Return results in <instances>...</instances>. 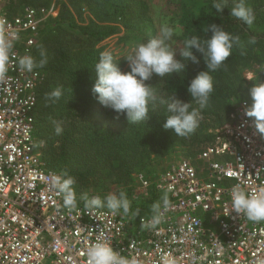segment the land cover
Instances as JSON below:
<instances>
[{
    "label": "built area",
    "instance_id": "2783aa9c",
    "mask_svg": "<svg viewBox=\"0 0 264 264\" xmlns=\"http://www.w3.org/2000/svg\"><path fill=\"white\" fill-rule=\"evenodd\" d=\"M56 4L6 8L0 0V30L18 33L9 70L0 80V264H87V248L106 240L132 264H264V222L231 212L230 191L239 183L248 191L264 187V134L242 99L222 127L225 140L199 154L202 170L187 160L172 164L144 189L167 192L169 207L154 228L151 207L138 216L106 208L90 211L78 201L65 208L51 188L59 175L47 167L37 146L36 119L41 71H21L16 58L32 55L40 30ZM79 197V196H78Z\"/></svg>",
    "mask_w": 264,
    "mask_h": 264
},
{
    "label": "trees",
    "instance_id": "16d2710c",
    "mask_svg": "<svg viewBox=\"0 0 264 264\" xmlns=\"http://www.w3.org/2000/svg\"><path fill=\"white\" fill-rule=\"evenodd\" d=\"M70 1L80 13L83 6L88 5L100 19L111 21L80 26L72 19L68 21V15L65 14V17L52 22L49 18L40 30L38 44L33 52L37 61L41 59L42 51L47 58L46 64L38 67L43 80L38 88L36 132L46 141L45 152L52 159L76 158L68 165L73 167L77 164L80 167L77 170L86 172V175L69 169L65 171L76 178L78 186L80 182L86 184L91 176L100 187L112 182L121 183L136 169L147 168L151 171L161 157L169 154L174 147L187 145L200 148L210 143L213 130L236 108L234 100L242 97L243 83L246 82L243 68L259 64L264 58V54L256 48L257 43L264 42V0H247L256 16L251 26L230 15L237 0H227L223 13L215 10L214 0H181L179 15L184 41L193 35L206 39L209 33L205 29L210 23H217L229 33L239 36L240 40H246V44L234 46L229 58L211 73L214 91L207 106L200 110L203 119L194 133L179 137L171 129L163 128L168 115L167 104L179 99L199 107L190 97L187 87L198 72L206 67L202 54L194 50L199 63L179 56L178 59L186 67L182 72H173L165 77L166 93L158 96V101L149 106V119L129 122L125 115L102 105L92 91L95 64L102 52L94 47L97 42L121 32L123 27L127 34L132 35L128 39H125L127 35L122 37L126 45L136 42L137 37L145 41L152 38L155 28L148 4L143 0ZM45 3L49 5L50 0ZM68 26L74 31L66 29ZM251 37L256 38L255 44L248 43ZM57 87L62 88V96L52 102L47 94ZM58 125L63 129L59 135L55 131ZM58 141L60 146H54ZM155 199L156 192L152 191L148 202L132 205L131 210L139 209V214L145 213V208L151 207Z\"/></svg>",
    "mask_w": 264,
    "mask_h": 264
},
{
    "label": "clouds",
    "instance_id": "9594fccd",
    "mask_svg": "<svg viewBox=\"0 0 264 264\" xmlns=\"http://www.w3.org/2000/svg\"><path fill=\"white\" fill-rule=\"evenodd\" d=\"M226 4L227 0H214L213 7L218 13H223ZM230 15L249 26L256 19L255 12L247 0H237L230 10ZM4 23L0 21V25ZM205 31L209 33L206 39L193 35L184 41L183 48L179 50L180 57L190 59L193 63H199V57L194 54V50L201 53L206 66L187 87L190 97L199 105L198 108L179 99H173L167 104L168 115L163 128L171 129L179 137H188L199 127L203 119L200 110L207 106L214 91L211 73L219 69L231 55L234 46L240 44L239 36L229 33L220 24L210 23ZM173 35L174 30L164 25L156 36L138 44L134 54L126 57L129 67L127 71L122 70L111 51H102L95 64V82L92 87L98 101L117 114L125 115L129 122L136 123L149 119V106L155 104L159 97L152 85L146 82L153 75L166 77L173 72H182L186 67V64L177 58V50L169 44ZM18 39V33L9 35L0 30V80L4 79L9 70L15 42ZM248 43L255 44L256 38L251 37ZM46 62V54L43 51L39 61L30 54L16 58L19 69L26 72L43 67ZM245 78L254 81L251 77ZM249 91L252 104L245 110V114L255 118L257 130L264 134V81H254ZM61 96V87L47 94V98L52 102ZM55 131L59 135L63 129L57 126ZM50 183L51 188L63 197L65 208L74 209L78 201H83L84 207L90 211L104 207L114 213L122 211L125 215L132 211L130 200L124 190L109 193L103 198L100 195L90 197L88 193H81L78 197L74 187L76 178L67 171L53 175ZM170 191L171 185L167 187L161 200L153 203L151 220L148 224L142 225L143 227L154 228L162 222L164 212L169 207L167 192ZM230 200L231 212L242 214L254 223L264 222V187L248 191L237 183L230 191ZM132 215L138 216L139 209L132 212ZM85 254L87 264H132L129 258L114 250L111 244L102 238L92 243Z\"/></svg>",
    "mask_w": 264,
    "mask_h": 264
},
{
    "label": "rangeland",
    "instance_id": "374dc122",
    "mask_svg": "<svg viewBox=\"0 0 264 264\" xmlns=\"http://www.w3.org/2000/svg\"><path fill=\"white\" fill-rule=\"evenodd\" d=\"M6 4V8H9L13 11H17L21 9L22 7L32 6V7H43L47 6L45 3L47 0H3ZM148 4L149 7V15L152 17L155 33L153 35L156 36L161 27L164 25H167L171 27L174 30V35L172 39L169 41V44L171 47L177 50V58L179 57V50L183 48L184 46V40H183V28L182 24L180 23V11H181V0H143ZM55 3L56 4V10L53 16H51V22L53 20H56L57 18L65 17V15H68V21L72 19L77 25L85 26L89 25L91 23H97V24H104V23H111V21H105L100 19L96 14H94L88 5H84L81 13L77 10V7L74 6V4L70 0H50V4ZM118 24H121L120 22H117ZM68 25V24H67ZM261 29V26H259ZM66 29H70V31H74L71 27H66ZM125 39L130 36L131 34H127L125 28L123 27V30L119 33H115L102 41H99L95 44L94 49H101V51L109 50L113 53L114 57L116 58L119 66L122 68V70H129L128 67V60L126 57L131 56L134 54V51L138 44L145 42V39H138L136 38V42H133L131 45L124 44V41L122 40V37L125 36ZM134 38L135 35L133 34ZM53 41V40H52ZM59 41V40H57ZM54 43V41H53ZM240 43L242 45L246 44V40H240ZM256 48H258L259 52L261 54H264V42H259L256 44ZM243 76L245 77H251L254 81H264V58L262 59V62L255 63L251 66H246L243 68ZM164 79L165 77H159L157 75H153V77L147 81L146 83L152 85V87L155 89L158 96H162L166 93L164 88ZM246 82L243 83V91H242V97L237 100H234L235 107L242 99H249L251 98L250 95V87L254 83L252 80L246 79ZM107 108V107H106ZM110 111V108H108ZM235 109V108H234ZM234 109L226 116L223 123L217 128L213 130V137L210 143L219 141V140H225V136L223 133H221L222 127L226 122L229 121L231 113L234 111ZM59 126V125H58ZM37 129V128H36ZM211 131V130H210ZM212 132V131H211ZM208 143V144H210ZM207 144V145H208ZM46 141L43 140L38 134H37V148L41 153L42 159L45 163H49L48 166L52 168L53 170H56L58 172L65 171V169H69L70 171H76L81 172V175H86V172L84 171H78L77 169L80 168L78 165H73L71 167L68 165L72 161H74L76 158L71 157L70 159H52L50 155L45 152L46 149ZM201 146L200 148L193 147V146H187V145H181L178 147H174L169 154L164 155L161 157L158 165H155L151 171H148L147 168H140L133 171L128 179H123L121 183L112 182L108 185L100 187L99 185L95 184L94 177L91 176L90 179L86 184L80 182V185L78 186V181L76 180L75 184V190L77 195L81 193H88L89 196L94 195H100L102 198L106 196L109 193H118L120 190H124L127 193V196L130 200L131 206H137L139 204H144L149 201L150 197L152 196L151 189H144L142 184L139 181V175L143 174L150 183L155 182L160 174L165 172L172 164L181 161V160H187L193 163L198 170H202L204 167V161H202L199 158V154L202 151V149L207 146ZM54 146H60V142H56ZM59 152H62V149H59ZM69 166V167H68ZM164 170V171H163ZM81 181V179H80ZM83 202V201H82ZM106 208V207H104ZM108 209V208H106ZM146 211H148V208H145ZM134 211V210H132ZM119 213H123L122 211Z\"/></svg>",
    "mask_w": 264,
    "mask_h": 264
}]
</instances>
